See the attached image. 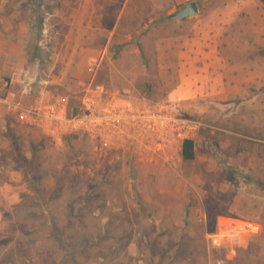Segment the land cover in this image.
Returning a JSON list of instances; mask_svg holds the SVG:
<instances>
[{"label": "rangeland", "instance_id": "rangeland-1", "mask_svg": "<svg viewBox=\"0 0 264 264\" xmlns=\"http://www.w3.org/2000/svg\"><path fill=\"white\" fill-rule=\"evenodd\" d=\"M104 1L0 0V42L20 45H0L20 66L0 60V95L77 114L91 86L104 98L174 101L201 124L164 141H107L0 107V264H264V3L135 0L133 18L118 21L123 0ZM190 1L199 14L171 16ZM95 8L114 13L94 19ZM245 222L258 229L238 244L212 242Z\"/></svg>", "mask_w": 264, "mask_h": 264}, {"label": "built area", "instance_id": "built-area-1", "mask_svg": "<svg viewBox=\"0 0 264 264\" xmlns=\"http://www.w3.org/2000/svg\"><path fill=\"white\" fill-rule=\"evenodd\" d=\"M98 65L97 59L91 60L87 67L88 72L96 73ZM0 107L9 114L17 115L22 122L29 125L39 124L49 131L68 129L90 132L108 138L107 141L116 135L128 140L145 133L155 134L164 141L170 139V136L173 137L176 132L201 124L183 116L181 105L174 101L163 106H151L145 102L138 103L116 96L104 98L91 86L84 93L77 114H68L66 107L57 102L44 104L37 101L32 106H26L9 92L0 95ZM245 223L249 227L242 228L237 223L225 224L218 233L211 235L212 242L220 245L227 240L238 244L244 234L256 232L258 229L252 222Z\"/></svg>", "mask_w": 264, "mask_h": 264}, {"label": "crops", "instance_id": "crops-1", "mask_svg": "<svg viewBox=\"0 0 264 264\" xmlns=\"http://www.w3.org/2000/svg\"><path fill=\"white\" fill-rule=\"evenodd\" d=\"M111 1L112 0H106V1H104V2H110L111 3ZM117 1V0H116ZM143 2H144V0H142ZM122 3H123V7H122V9H121V11L120 12H118L119 14H117L116 15V18H117V20L119 21L120 19H122V17L124 16V14H126L124 17H125V19H131V18H133L132 17V15L131 14H129L128 15V17H127V13L126 12H128L129 11V9L132 7L131 5H133L134 3H137L135 0H123L122 1ZM198 4V3H197ZM128 6H129V8H128ZM138 8V7H137ZM137 8H136V13L137 14H139L138 12H140L141 13V11H137ZM96 9V12H95V14L93 15V17H94V19L95 18H98V19H105L106 17H111L112 16V14L114 13V12H112V10L110 11L109 9L108 10H101V12L99 13V11L97 12V8H95ZM96 15V16H95ZM14 16H16V18H18V17H21V14H18V15H14ZM109 17V18H110ZM142 17V16H141ZM16 18H14V20L16 19ZM92 18V17H91ZM4 23H6V17L5 16H0V24H2V25H4ZM118 22H116V24H117ZM131 26H129V28H130ZM117 25H115L114 26V28H113V30H112V34L111 35H114V33L116 34L117 33ZM7 30H9V28H7L6 29V31ZM99 32V31H98ZM130 34H131V32H130ZM8 36H10L7 40H2V42H0V45H4L5 44V46L6 47H8L7 45H10L11 46V48H7V50H16L15 48H17V49H19V47H20V45L18 44V43H16V44H14L13 42H10L11 40V35H8ZM0 38H1V36H0ZM2 45V46H3ZM19 45V46H18ZM9 46V47H10ZM4 48L2 47H0V60L1 61H5V62H7L6 64H5V68H9L10 70L12 69V71H13V69H15V68H17L18 70H19V68H20V66L19 67H17V64H16V62H17V60H18V58H19V55H17L15 52H9V53H4L5 52V49L3 50ZM82 49H87V50H89L90 48L89 47H86V48H82ZM90 54H93V55H99V53L97 52V51H95V50H90ZM15 56V57H14ZM94 59H97L99 62H100V60L98 59V58H94ZM14 60H15V62H14ZM14 62V64L12 65V66H9V63H13ZM9 93H11V94H13L14 96H16L15 95V93H14V91H9ZM3 110V111H2ZM2 110H0V111H2V112H7V110L6 109H2Z\"/></svg>", "mask_w": 264, "mask_h": 264}, {"label": "water", "instance_id": "water-1", "mask_svg": "<svg viewBox=\"0 0 264 264\" xmlns=\"http://www.w3.org/2000/svg\"><path fill=\"white\" fill-rule=\"evenodd\" d=\"M199 14V6L196 1H190L181 8L175 10L171 16L175 19L185 20L188 17H194Z\"/></svg>", "mask_w": 264, "mask_h": 264}, {"label": "trees", "instance_id": "trees-1", "mask_svg": "<svg viewBox=\"0 0 264 264\" xmlns=\"http://www.w3.org/2000/svg\"><path fill=\"white\" fill-rule=\"evenodd\" d=\"M264 3V0H261ZM181 154L184 160L191 161L196 157V143L193 138H185L182 143Z\"/></svg>", "mask_w": 264, "mask_h": 264}]
</instances>
